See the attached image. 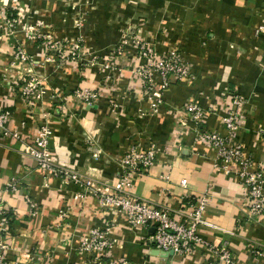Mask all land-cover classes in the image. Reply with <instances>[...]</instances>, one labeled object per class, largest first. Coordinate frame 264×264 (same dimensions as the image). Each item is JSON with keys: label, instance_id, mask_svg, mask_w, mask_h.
I'll list each match as a JSON object with an SVG mask.
<instances>
[{"label": "crops", "instance_id": "crops-1", "mask_svg": "<svg viewBox=\"0 0 264 264\" xmlns=\"http://www.w3.org/2000/svg\"><path fill=\"white\" fill-rule=\"evenodd\" d=\"M33 1L39 8L44 4L43 0ZM111 1L105 0L96 16L100 28L95 33L103 46L109 37L115 36L112 33L114 25L124 22L127 15L140 12L143 6L141 11H145L151 21L148 34L161 27L167 28L169 32L161 36L163 41L167 45L181 46L196 68L199 76L190 85L176 81L167 90L165 99L169 104L178 105L186 96L198 95V91L209 93L215 90L218 97L229 86L250 100L253 108L248 109V113L250 122L254 120L248 127L264 124V69H261L264 35L253 37L250 34L253 26L264 23V0H141L145 5L140 6H134L136 0H121L125 4L123 13L113 9ZM37 12L35 9V16H44V12ZM233 20L240 22L238 30L249 37L244 41L250 47L248 58L226 52V44L236 35ZM202 34L214 37L210 47L200 46L199 36ZM5 48L0 47V68L8 62ZM67 70L66 81L54 76L63 87H73L78 81L69 66ZM97 82L96 74L87 70L81 85L92 87ZM7 86L0 80V110L11 111L6 126L15 128L20 134L18 140L0 132V186L12 176H17L20 186L15 193L5 191L1 195L3 207L10 214L1 238L12 245L8 253L13 264H35L30 256L38 261L36 264H86V255L76 249L80 238L106 221L114 224L115 235L123 238L121 244L111 251L112 258H126L135 264H207L212 259L211 251L205 246L183 255L156 249L143 238L145 232L141 228L127 225L122 213L100 207L96 198L87 193L81 199H74L73 194L78 190L75 184L47 174L22 154L23 144L32 139L37 121H48L52 130L49 145L59 160L82 173L91 171L114 181L117 179L118 159L131 144H137L139 151H146L151 142L162 148L170 146L173 115L165 106L155 116L140 118L134 115L136 108L148 104L139 102L136 96L127 99L125 111L118 113L110 110V102L105 98L90 107L70 102L71 114L56 120L52 117H58L60 112L46 99L42 104L44 111L53 112L54 109V114L49 113L47 117L42 111L37 112L36 119L39 120L35 122L28 117V110L15 88ZM22 121L23 124L27 121L23 127ZM206 123L208 127H217L219 118L211 116ZM250 137L252 135L242 134L246 151H251L264 163V152L260 151L264 149V140L253 141ZM191 144L187 141L179 152L171 150L158 154L149 167L132 176L130 192L153 206L168 205L178 217L188 206L183 195L197 197L208 191L210 202L204 216L217 227L200 226L201 235L214 243L217 237L220 241L228 239L234 258L243 264H260L261 258L254 256L251 250L258 245L264 248V229L254 224L248 228L250 238L237 234L244 208L242 190L235 179L215 171L211 147ZM95 152L96 157L93 156ZM183 178L186 179L185 187L180 185ZM29 201L35 205V214ZM59 210H65L63 219L59 217Z\"/></svg>", "mask_w": 264, "mask_h": 264}, {"label": "rangeland", "instance_id": "rangeland-1", "mask_svg": "<svg viewBox=\"0 0 264 264\" xmlns=\"http://www.w3.org/2000/svg\"><path fill=\"white\" fill-rule=\"evenodd\" d=\"M43 3L39 8L33 0H0V47H6L8 55L7 64L0 68V80L1 83L6 82L7 87L15 88L28 110V117L36 122L39 120L36 119L37 112L42 111L47 117L49 113L53 115L54 109L53 112L44 111L42 104L46 99L55 104L60 112L58 117L53 115L52 118L56 120L71 114L68 107L70 102L90 107L105 98L110 102V110L118 113L125 111L127 99L136 96L139 102L148 104L147 107L140 104L136 108L134 115L140 118L155 116L165 106L173 115L170 146L162 148L151 142L145 150L152 149L156 158L163 152H179L187 141L192 146L200 143L211 147L214 151L215 171L235 179L243 192L242 225L238 226L237 234L250 236L248 228L254 224L264 229V163L257 160L251 151H246L242 138V134H246L252 135L250 138L253 141L264 140V124L248 127L254 120L250 122L248 113V109L253 108L250 100L227 86L218 97L215 96V90L209 93L198 91V95H188L178 105L169 104L165 93L173 83L180 81L190 85L199 75L181 46L174 43L167 45L163 41L161 36L169 32L167 28L161 27L148 34L151 21L145 15L146 12L141 11L143 6L140 12L131 13L124 22L115 24L112 30L115 36L109 37L103 46L95 31L100 28V22L96 19L97 12H100L105 0H43ZM110 5L116 11H125V4L121 0H112ZM136 5L145 4L136 0ZM35 9H38L37 13L44 12V16H35ZM239 23L238 20L232 21L236 35L227 40L226 52L231 51L237 57L248 58L250 53L247 50L250 47L244 41L249 37L238 30ZM263 25L261 22L253 26L250 34L253 37L264 35ZM213 39V36L202 34L199 36L200 46L210 47ZM67 66L78 81L73 87H63L54 76H60L66 81L69 74ZM261 66L264 69V63ZM87 70L96 74L97 85H81ZM68 86L71 88L67 89ZM81 94H87L88 98L78 96ZM116 95H120L119 98H115ZM8 111L11 115V111ZM215 115L219 118V125L208 127L206 121ZM26 122H20L21 127ZM40 124L50 128L48 121H37V126ZM51 131L50 128V134ZM6 135L20 140V134L15 128H10ZM208 135L210 137L206 138ZM31 142L32 139L23 145ZM131 147L137 149L138 146L132 144ZM49 149L52 151L50 146ZM260 151L264 152V149ZM5 191L2 184L0 209L4 205L1 195ZM95 227H99L101 239L93 240L86 250H82L83 245L79 241L76 248L80 254L86 255V264H135L126 258L111 257L113 248L123 240L115 235L114 224L109 222L108 226L103 223ZM231 235H234V231H231ZM85 236L88 234L81 238ZM1 237L3 234L0 232V243L3 241L5 245L3 253L13 264L8 253L12 245ZM100 240L110 246L104 252L105 256L97 262L95 252L99 245L97 241ZM218 242L220 240L217 237L215 243ZM254 248L261 251L264 257V248L260 245ZM29 258L35 264L38 262L34 257ZM263 259L259 261L260 264H264Z\"/></svg>", "mask_w": 264, "mask_h": 264}, {"label": "built area", "instance_id": "built-area-1", "mask_svg": "<svg viewBox=\"0 0 264 264\" xmlns=\"http://www.w3.org/2000/svg\"><path fill=\"white\" fill-rule=\"evenodd\" d=\"M262 28L264 29V25ZM78 96L88 98L87 94ZM9 117L8 110H0V131L4 135L10 132V128L6 126ZM13 135L15 136L14 133ZM50 135L49 126L46 124L37 126L32 142L22 148V154L31 157L35 165L46 171L47 174L58 177L62 182L75 184L78 190L73 194L74 199H81L86 193L93 195L100 207L113 208L122 213L130 228H141L145 232L143 238L163 252L172 251L179 255L192 254L199 246H205L212 254V259L207 264H243L233 257L227 240L218 243L210 242L199 231L200 226L217 227L206 220L204 216L207 204L210 202L208 191L197 197H189L188 194L183 195L188 206L187 210L181 211L178 217L173 215V210L168 205L153 206L147 200L136 197L130 192L132 176L137 172L144 171L153 163L155 155L152 149L139 151L131 147V144L123 156L119 157L117 179L112 181L103 179L91 171L82 173L59 160L49 149ZM209 137V135L206 136V138ZM93 156L96 157L97 153H93ZM165 179H168V176H165ZM3 185L6 191L14 193L20 188L17 176L10 177ZM180 185L185 187L186 179H181ZM29 206L32 213L35 214V205L32 201H29ZM0 214V232L3 234L9 222L7 211L3 205ZM64 216L65 210H59V217L63 219ZM104 223L106 226L109 225V221ZM150 229L152 231L149 233ZM97 238L101 239L99 227H93L88 236L80 238V244L83 245L82 250H86ZM97 242L99 245L95 254L97 262H99L105 256L104 252L110 245L107 246L106 241ZM4 247L5 245L1 241L0 264H9L10 261L3 253ZM251 251L254 256L263 257V253L258 249L253 247Z\"/></svg>", "mask_w": 264, "mask_h": 264}, {"label": "water", "instance_id": "water-1", "mask_svg": "<svg viewBox=\"0 0 264 264\" xmlns=\"http://www.w3.org/2000/svg\"><path fill=\"white\" fill-rule=\"evenodd\" d=\"M155 251H157V252H159L158 250H155ZM169 253H172V251H168Z\"/></svg>", "mask_w": 264, "mask_h": 264}, {"label": "trees", "instance_id": "trees-1", "mask_svg": "<svg viewBox=\"0 0 264 264\" xmlns=\"http://www.w3.org/2000/svg\"><path fill=\"white\" fill-rule=\"evenodd\" d=\"M7 216H10V214H7Z\"/></svg>", "mask_w": 264, "mask_h": 264}]
</instances>
